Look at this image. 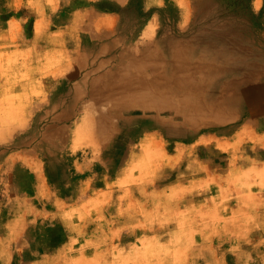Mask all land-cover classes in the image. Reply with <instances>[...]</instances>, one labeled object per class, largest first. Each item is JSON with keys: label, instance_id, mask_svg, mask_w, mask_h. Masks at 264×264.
Listing matches in <instances>:
<instances>
[{"label": "rangeland", "instance_id": "1", "mask_svg": "<svg viewBox=\"0 0 264 264\" xmlns=\"http://www.w3.org/2000/svg\"><path fill=\"white\" fill-rule=\"evenodd\" d=\"M17 2L0 192L53 171L93 198L12 199L10 264H264V0Z\"/></svg>", "mask_w": 264, "mask_h": 264}, {"label": "crops", "instance_id": "2", "mask_svg": "<svg viewBox=\"0 0 264 264\" xmlns=\"http://www.w3.org/2000/svg\"><path fill=\"white\" fill-rule=\"evenodd\" d=\"M17 3H18L17 0H0V7L1 8L8 7L7 4L12 5L14 7V5L16 6ZM19 6L20 7L15 10L14 12L15 14L18 13L22 8L26 9L30 7L34 9L33 11L34 14L38 16H41V15L43 16L44 13L47 14L45 10V6H44V0H32V1L31 0H20ZM12 12H13L12 10H8V11L6 10L2 13L11 14ZM23 19H20V18L1 19L0 18V21L9 23L13 21L20 22V21H23ZM36 21H39V18H37ZM19 35L23 37V34H18L17 36L19 37ZM18 50L21 51L24 49H18ZM22 101L27 103V101H24V100ZM4 165L6 164L4 163ZM4 165H2L1 167H4ZM49 165L53 166L54 162L49 163ZM50 173H51L50 175L51 185H50V182L48 180H45L44 177L40 174H36V175L34 174V176H31L32 180H24L22 178L17 179L16 175L12 177V174H10V181H14V183L19 188V190H16L14 193L7 192V191L0 192V195H2L0 196V253H2L3 251H4L3 253H5V254L0 255V262L12 263V261H14L13 251H12L13 242L12 240L8 241L9 239H12V231H10V228L12 226V221H13V217H11L12 216V206H11L12 199H20V200H25V199L26 200L28 199L43 200L45 198L61 199L62 195L63 197L65 196V198L67 197L68 199H71V198H74V199L76 198L89 199L90 198L92 199L93 198V196H91L87 192L86 194L83 195L81 189L79 190L76 189L74 191V195L61 194V190L59 189V183L61 182V180L55 173L53 174V171ZM78 188H79V185H78ZM8 199H9V202L7 201ZM39 204L40 206L42 205V203L40 202V203H37V206ZM86 212L89 213L87 209H86ZM70 240H71V236H70Z\"/></svg>", "mask_w": 264, "mask_h": 264}, {"label": "bare ground", "instance_id": "3", "mask_svg": "<svg viewBox=\"0 0 264 264\" xmlns=\"http://www.w3.org/2000/svg\"><path fill=\"white\" fill-rule=\"evenodd\" d=\"M147 102L145 100H142L141 98H139L138 100H136V108H137V111L136 112H139L140 114H144V115H147L149 116L147 118V124L148 125H152V124H156L158 123L159 119L158 118H155L156 114L157 113H167L169 114L168 112H171L173 110V107L171 106H166L163 110H159L156 105L154 104H146ZM209 102L205 103V105H209L208 104ZM132 108L129 109V112L130 110H133L134 109V106H131ZM196 111H199L200 109L196 108L195 109ZM174 111V110H173ZM132 112V111H131ZM134 112V111H133ZM175 112V111H174ZM52 114V113H51ZM133 114V113H132ZM158 115V114H157ZM46 116V115H45ZM189 122V121H187ZM203 124V123H202ZM55 125V124H54ZM187 125V124H186ZM202 125H200L199 123H196L194 125V128H197V127H201ZM3 245V244H2ZM4 247V246H3ZM9 247V246H8ZM4 249V248H2ZM7 250V249H6ZM3 251V250H2ZM4 252V251H3ZM1 253V254H5V253ZM0 254V255H1ZM12 255V254H11ZM12 258V257H11ZM10 259V257H9ZM2 260V259H1ZM10 261V260H9ZM19 262V261H18ZM10 264V263H8Z\"/></svg>", "mask_w": 264, "mask_h": 264}]
</instances>
